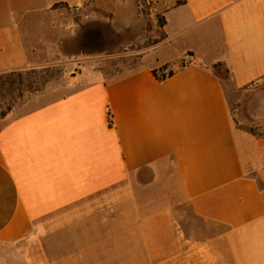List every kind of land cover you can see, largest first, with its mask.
<instances>
[{
    "label": "crops",
    "instance_id": "1",
    "mask_svg": "<svg viewBox=\"0 0 264 264\" xmlns=\"http://www.w3.org/2000/svg\"><path fill=\"white\" fill-rule=\"evenodd\" d=\"M129 1L0 0V73L105 36L90 23H110L124 36L140 25L136 0ZM163 19L157 43L131 49L134 69L108 81L100 72L78 76L65 94L31 97L1 117L0 243L46 225L81 232L84 219L105 215L98 207L106 198L120 206L125 187L169 162L177 202L203 228L189 246L170 226L177 209L141 215L140 227L163 234L160 263L264 264V135L234 127L212 69L226 67L237 88L264 76V0H173ZM142 36L125 42L142 48ZM164 64L173 74L158 81L152 70Z\"/></svg>",
    "mask_w": 264,
    "mask_h": 264
},
{
    "label": "rangeland",
    "instance_id": "2",
    "mask_svg": "<svg viewBox=\"0 0 264 264\" xmlns=\"http://www.w3.org/2000/svg\"><path fill=\"white\" fill-rule=\"evenodd\" d=\"M172 3L173 0H136L140 25L122 33L124 36L110 23L102 26L90 23V31L96 34L102 30L105 36H85L88 41L84 42L74 40L65 56L40 66L0 73V124L6 112L22 111L31 97L38 96L39 102H46L65 94L70 82L78 76L100 72L108 81L134 69L138 57L137 53H130L131 49L139 53L159 41L161 36L153 35L162 34L163 10ZM131 35H147L142 36V48L126 44ZM101 37L105 40L104 46H100ZM212 69L222 83L234 127L252 135H264V76L244 88H237L226 67L218 64ZM177 184L173 165L165 163L159 171L143 174L137 184L124 186L120 206L114 197L106 198L98 207L106 209L105 215L84 219L83 226L76 227L83 228L81 232L67 233L63 227L49 231L46 225L16 242L0 243V264H149L150 260L153 264H162L163 234L155 227L154 231L140 227L141 215L162 208L177 209L170 226L175 236L183 237L180 232L183 230L189 246L194 245L193 239L203 228L187 205L177 202ZM126 194L129 195L126 197ZM112 241L119 242L120 250L113 252Z\"/></svg>",
    "mask_w": 264,
    "mask_h": 264
},
{
    "label": "trees",
    "instance_id": "3",
    "mask_svg": "<svg viewBox=\"0 0 264 264\" xmlns=\"http://www.w3.org/2000/svg\"><path fill=\"white\" fill-rule=\"evenodd\" d=\"M216 65H218V64H215L214 66H216ZM167 68H168V65L164 64V65L160 66L158 69H153L152 70V74L154 75V77L158 81L164 80V79H166L167 77H169V76H171L173 74V71L171 69L166 71ZM108 115L110 116V113H108ZM109 122L111 124L110 118H109Z\"/></svg>",
    "mask_w": 264,
    "mask_h": 264
},
{
    "label": "built area",
    "instance_id": "4",
    "mask_svg": "<svg viewBox=\"0 0 264 264\" xmlns=\"http://www.w3.org/2000/svg\"><path fill=\"white\" fill-rule=\"evenodd\" d=\"M78 9V8H77Z\"/></svg>",
    "mask_w": 264,
    "mask_h": 264
}]
</instances>
